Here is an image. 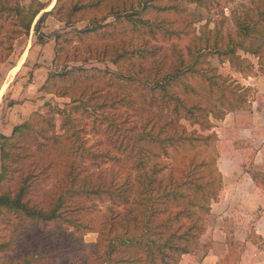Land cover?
<instances>
[{
	"label": "trees",
	"instance_id": "16d2710c",
	"mask_svg": "<svg viewBox=\"0 0 264 264\" xmlns=\"http://www.w3.org/2000/svg\"><path fill=\"white\" fill-rule=\"evenodd\" d=\"M184 1L195 3L198 10L190 11ZM235 1L57 0L34 23L45 4L0 0V61L13 51L15 38L29 34L33 24L37 39L45 42L48 35L42 26L47 15L54 13L68 23L87 19L82 28L57 33L54 61L67 58H63L61 37L73 32L85 46V54L73 59H110L117 66L114 70L74 64L49 72L42 88L70 101L64 105L47 101L44 111L34 110L10 132L0 133V215L54 223L51 236L63 234L80 241L84 253L79 264H179L184 253L194 251L205 230L210 198L222 185L217 153L212 149L216 134L202 133L194 126L189 129L185 123L176 129L173 122L185 117L192 125L209 129L211 116H221L224 104L233 107L246 102L245 92L239 91L242 85L230 87L228 76L210 63V55L227 59L242 71L252 66L248 54H253L264 71V0L228 5ZM226 6L229 14L223 11ZM213 9L222 11L212 13ZM203 10L209 13L204 15ZM160 36L187 41L183 46L165 45L157 42ZM76 49L82 50L80 45ZM187 77L201 81L194 84ZM126 83L141 85L150 105L156 107L148 109L147 136L144 124L145 132L128 135L137 144L121 147L115 145L113 135L122 122L103 107L114 102L134 105L127 91L118 92ZM106 90H111V102L100 101L101 91ZM57 113L61 114L60 132L54 120ZM103 120L107 138L97 137L90 143ZM104 142L108 149H99ZM203 146L212 149L207 156ZM118 148L125 150L119 154ZM105 156L116 163L124 159L131 166L124 164L125 173L113 171L109 177L86 171V158L96 163ZM48 174L53 182L50 203L45 204L34 200L32 193ZM97 200L109 202L98 225L93 223ZM76 210L94 213L87 219L68 215ZM68 224L80 230L96 228L98 239L82 241V235L65 228ZM11 243L0 235V264H31L30 256H40L31 253L22 260L2 261Z\"/></svg>",
	"mask_w": 264,
	"mask_h": 264
},
{
	"label": "rangeland",
	"instance_id": "374dc122",
	"mask_svg": "<svg viewBox=\"0 0 264 264\" xmlns=\"http://www.w3.org/2000/svg\"><path fill=\"white\" fill-rule=\"evenodd\" d=\"M25 5H30L32 0H21ZM45 4L46 9H42L36 16V20L40 15L46 11L50 10L56 3L57 0H39ZM246 0H236L234 3H229L228 5L232 6L235 3ZM36 3V2H34ZM54 3V4H53ZM49 4V5H48ZM186 7L190 11L198 10V7L195 3L184 1ZM229 6L224 7L223 11L229 14ZM216 11H222L213 9L212 13ZM204 15H207L209 12L203 10ZM113 19L109 18L108 20ZM87 24V19H77L73 22H66L61 20L54 13L47 15L42 29L47 33V38L45 42H40L37 39L35 33L34 24L30 30L29 34H22L15 38L14 48L9 56H6L4 60L0 61V89L3 88V91L0 94V133L1 132H10L12 126L26 118H28L34 110H45L43 105L47 101L53 103H58L64 105L66 101H70V98L65 95H60L56 92L47 91L42 88L45 78L48 76L49 72L58 71L61 72L65 69L66 65H84L87 67L98 66L101 68H110L116 69L117 66L110 59H73L81 53L85 54L84 43L80 41L81 36L76 35L73 32L67 34L66 37L62 38V52L63 58L67 57L62 61H54V56L56 53L57 47V33L59 32H69L71 29L77 27L82 28ZM160 36L158 43L163 42L165 45L175 42L181 46L187 41V38L180 39L178 37L169 38L168 40H163ZM80 45L82 48L81 51L76 49ZM69 57V58H68ZM248 57L252 61V66L249 69L239 70L236 64L231 63L227 59H221L216 54L209 56V61L213 65L218 67L219 73L228 76L227 83L230 87H234L235 84L240 83L242 86L239 91L245 92L247 100L245 102L241 101L240 104L235 106H227L224 104L223 114L221 116H211L212 125L209 129H205L201 124L192 125L189 120L185 117L175 120L173 125L175 128H179L181 123H185L189 129L193 126L202 133H208L210 131L215 132L214 140H212L213 145L212 149L217 153V164L221 171L222 185L219 187L218 193L215 197L210 198L209 206L210 211L206 215L205 230L201 234L200 242L198 247L192 251L195 252L197 258L199 259V264H202V258L209 255V244H211V237L209 236L210 229H213L215 223L218 224V218L216 216L223 215L221 209H223V204H220L219 211L216 210L217 200H221V193L224 188V178H237L241 177L245 171H248L251 176L257 178V180L264 181V170L260 162L262 157L261 153L257 151L253 152V148L247 149L248 152H243L240 150V146H258L259 139L256 142L257 138L253 135L247 134V136L242 135L243 137L238 136L234 141L233 145H230L229 142H226L225 139L229 138V127L236 129L237 133H241V128L251 123L255 125L254 122L255 112L253 108L254 101L257 98L264 96V71L259 68V59L256 55L248 54ZM19 68L15 70V68ZM126 69H132L130 64H124ZM147 68V63H146ZM147 71V69H146ZM191 83L196 84L201 81L199 78L187 77ZM85 83V82H84ZM99 85H104L103 82ZM125 87L118 89V92L123 94V91L129 93L131 102L134 105H128V103L118 104L114 102L113 104H107L103 107L105 111L110 112L117 119H120L122 126L120 129L114 131L115 136V145H121L123 147L125 144L135 145L137 144L131 137L128 135L135 134L140 135V132L143 131L147 136V114L148 109L156 107V104L150 105L147 97V90L141 88V85H132L126 83ZM259 85V86H258ZM123 89V90H122ZM100 101H110L111 102V90L101 91ZM235 103H237L235 101ZM251 119V122H250ZM56 129L58 132L61 131V114L57 113L55 118ZM105 120V119H104ZM104 120L99 123L100 131L98 136L90 138V143L94 142L97 137L101 140L107 138V131H102L106 125ZM145 124V130H142ZM44 125L46 122L44 121ZM175 131V129H174ZM172 131V132H174ZM123 132V133H122ZM106 140V139H105ZM147 145V140L143 142ZM99 149L107 150L108 145L106 142L100 144ZM130 146L126 147L129 148ZM147 147V146H146ZM209 147V146H208ZM203 146L200 147L203 153V156H207L208 151L212 150L211 147ZM226 147L229 150L236 149L233 152H225ZM125 149L118 148L115 149L116 153H123ZM106 160H110L105 162ZM85 165H87L86 171H94L96 174L103 173L105 176L109 177L113 171L124 172L122 165L131 166V162L121 159L116 163L115 160L111 159L109 156H105V160L101 158L98 162L93 163L90 159H85ZM259 161V162H258ZM241 167V168H240ZM135 172L136 170H131ZM53 177L52 174H48L44 178L39 179L37 188L33 193L34 200H41L42 202L50 203V193L49 190L52 189ZM39 186V187H38ZM240 188H238L239 190ZM237 190V193H239ZM81 201L84 202L85 198L82 197ZM90 201V200H89ZM96 207H99V210H95L96 220L93 221L98 225V220L101 215L106 211V206L109 205V202L103 200H97ZM89 203V202H88ZM226 208H229L227 206ZM235 210L232 211L231 217L233 219V224L236 225L238 229L242 219L245 218V209L240 208L238 204H233ZM259 214L260 211L256 210L254 213ZM94 213L84 212L82 210L69 211L68 215H76L79 218H89ZM94 224V225H95ZM56 228L54 223H30L28 220L23 218L20 215L14 214H2L0 215V235L2 238H10L12 243L11 246L6 249L1 259L5 260H22L24 259L25 254L38 253L40 256H30L31 264H79L80 257H83L84 250L79 249L80 241L77 239H66V235H61L59 238L51 236L50 232ZM65 228H70L75 230L76 236L82 235V241L93 242L98 239L99 232L96 228L92 229H77L75 225H65ZM234 229V228H233ZM235 247L233 251L229 253L228 256H223L222 264H238L239 258V249H241V242L236 240ZM56 249L58 250L57 255L53 254ZM190 252V253H192ZM189 253V252H188ZM225 254L222 251V254ZM174 264V263H172Z\"/></svg>",
	"mask_w": 264,
	"mask_h": 264
},
{
	"label": "crops",
	"instance_id": "0c3cea01",
	"mask_svg": "<svg viewBox=\"0 0 264 264\" xmlns=\"http://www.w3.org/2000/svg\"><path fill=\"white\" fill-rule=\"evenodd\" d=\"M253 108L256 124L249 123L243 126L240 134L235 128L229 127V138L225 141L234 147V141L238 136L243 137L242 135L247 136V134L255 136L256 142L259 139L258 146L242 145L239 148L243 152H248L247 149L251 147L253 152L261 153L262 157L258 162L262 164L261 169L264 170V96L254 101ZM235 150L226 147L225 152ZM216 202V210L219 211L220 204L225 207L221 209L223 215L216 216L218 224L215 223L213 229H210L209 236L212 238L211 244L208 245L210 254L202 258V264H222L223 256H228L233 251L236 240L242 244L239 249L238 264H264V181L257 180L248 171H245L241 177L224 178L221 200ZM233 204H238L246 212L238 229L231 217L232 211L235 210ZM227 206L229 208H226ZM256 210L260 213H254ZM222 251L225 254H222ZM179 264H199V259L195 252L184 253Z\"/></svg>",
	"mask_w": 264,
	"mask_h": 264
},
{
	"label": "bare ground",
	"instance_id": "6f19581e",
	"mask_svg": "<svg viewBox=\"0 0 264 264\" xmlns=\"http://www.w3.org/2000/svg\"><path fill=\"white\" fill-rule=\"evenodd\" d=\"M18 68H19V66H17V68H15V70H17ZM2 91H3V88L0 89V94H1Z\"/></svg>",
	"mask_w": 264,
	"mask_h": 264
}]
</instances>
